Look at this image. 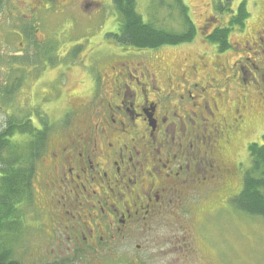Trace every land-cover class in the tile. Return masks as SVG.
Instances as JSON below:
<instances>
[{"label": "flooded vegetation", "instance_id": "obj_1", "mask_svg": "<svg viewBox=\"0 0 264 264\" xmlns=\"http://www.w3.org/2000/svg\"><path fill=\"white\" fill-rule=\"evenodd\" d=\"M103 2L109 10L110 0H3L0 16L20 36L10 55H23L31 27L49 45L38 14L50 13L74 58L76 43L58 36ZM238 3L222 17L210 1L197 39L164 45L180 54L107 39L102 61L87 68L78 57L84 77L38 156L43 215L31 264H253L235 238L243 216L248 230L254 221L236 205L247 165L237 145L264 119V0L246 1L242 26L231 23ZM222 28L226 46L211 39Z\"/></svg>", "mask_w": 264, "mask_h": 264}, {"label": "trees", "instance_id": "obj_2", "mask_svg": "<svg viewBox=\"0 0 264 264\" xmlns=\"http://www.w3.org/2000/svg\"><path fill=\"white\" fill-rule=\"evenodd\" d=\"M226 1L231 5L230 0ZM150 3L151 6L164 5L174 11L180 27H166L152 18L144 17L136 9L137 0H110L115 22L106 28L107 39L118 46L152 50L162 45L164 47L190 41L195 37L196 25L183 0H151ZM2 7L3 0H0V10ZM213 8L219 13L223 11L222 5L219 8L213 5ZM106 12L108 9L97 14L104 18ZM248 16L246 0H241L235 15H232L231 23L242 26ZM31 28L25 32L27 43L22 56H12L7 49L0 46V264H26L15 257L11 250L20 241V233L23 235L31 227L34 228L25 223V214L29 212L42 222L40 214L43 215V211L39 205L41 199L36 179L37 161L38 156L45 150L50 135L55 134L58 123L56 116L44 112L36 103L30 106L24 102L18 104L15 99V94L29 70L41 64L44 67V55H47L46 66L55 62L50 39L47 42L49 45L40 46L32 37ZM226 30L227 28L216 29L211 39L226 46ZM8 31L18 35L17 31H12L7 26L5 16L3 22L0 20V42L4 41L3 34ZM80 48L81 44H78L75 49L78 51ZM73 53L76 56V52ZM34 117L41 126L34 123ZM247 150L249 162L242 173L236 205L241 211L264 219V143L251 141L247 144ZM40 240L41 238L35 242Z\"/></svg>", "mask_w": 264, "mask_h": 264}, {"label": "rangeland", "instance_id": "obj_3", "mask_svg": "<svg viewBox=\"0 0 264 264\" xmlns=\"http://www.w3.org/2000/svg\"><path fill=\"white\" fill-rule=\"evenodd\" d=\"M183 1L188 6L189 15L193 20L194 24L196 25V33L198 32L197 25L201 23L204 16L210 13L211 5H215V7L218 8L219 5H222L223 13H221V16L226 17V15H229L231 11L235 8L236 4L239 2V0H230V5V3L228 4L226 0ZM150 2L151 0H137L136 9L141 12L144 17L152 18V20L156 23H160L166 27L171 25H174V27H180V21L179 19H177V17H175L176 15L174 11L169 10L164 5L157 6L156 4H154L153 6H151ZM106 4L107 2H103V6L101 7L100 11ZM225 10L227 11L224 12ZM111 14L112 13L110 8V11L108 10V12L105 13L104 18L100 14H97L94 18H87L86 16H83L81 14H78L76 16V28L72 27L73 30L69 31L67 35L58 36L60 38L69 37L68 41L70 43H76L75 45H73L74 47H72L73 52H76V56L74 58H69L67 57L68 52H66L67 42L65 41L63 45H61L62 43H59V41L57 40V36H55L57 23L56 21H54L53 15H50V13H39L38 15L41 18L47 19L41 27V32L44 31L47 34L48 39H50L51 41L50 47L51 51L54 52L53 59L55 60L56 65L53 63L50 66H46L47 61L44 60V62L42 61L44 67L41 64L40 66H36V69L32 67L29 70V74L26 76L24 82H22V85H20L15 94V99H17L19 102L18 104L24 102L30 106L36 103L42 110H44V112H47L49 114L51 113L53 117L58 116L62 109L66 106L67 99L65 98V95L67 91L70 92L73 87H77L80 83L77 84L76 80H79L80 78L84 77V66L81 63L88 62V64L85 65L88 68V66L93 64L92 62H100L108 55V48L110 47V45L107 41L105 32L107 30L106 28L112 26L115 22L114 15ZM4 17L5 16H0V20L2 22L4 21ZM252 22L253 18L250 19V21H247V26H250ZM113 28L114 27H112V29ZM80 37H83V40H79ZM16 38L17 36L15 34L9 31L5 32L3 34L4 41L0 42V46L2 45L1 48H3L4 50H8V48H13ZM197 38L198 34L195 35V39ZM78 44H81V48L80 50L76 51L75 48ZM182 44L183 43L181 42L168 46H179ZM100 45L102 46L99 47ZM168 46L162 47L160 50L163 53H169V51L166 50L168 48L172 50V48ZM86 47H88V50L92 49L91 58L86 57L87 52L86 54H83L84 52L80 53L82 50L85 51ZM179 48H183V46L178 47V49ZM172 51H175L180 54L182 49ZM70 55L73 56L74 53H70ZM78 57L81 63L78 62ZM74 60L75 63H72V61ZM50 78L53 79L51 80ZM79 89H82V87H79ZM82 95L75 97V102H81ZM248 127L249 128L246 134L242 138H240L239 143L237 145V148L241 152V157L247 156V164L249 162L247 144L251 141L264 143V119L249 123ZM246 141L247 143L245 149L243 150ZM40 216H42V214H40ZM243 217L244 220L241 222V228L239 232L235 235L238 244L237 247L239 255L243 254V256L246 257L248 255L247 251H251V255L253 257V264H263L264 219H262L260 216H255L253 218L254 221L252 222V229L248 230L249 226L247 224V219L245 216ZM25 223L27 225L33 226L34 228L31 227L29 229V232H25L23 235L20 233V241L18 242V244L15 245L14 250H18L16 257L20 259L22 258L28 264H31L34 262L36 255L33 254L31 251L35 249L36 244L38 243L35 241H38L41 238V223L38 217L32 216V214H30L29 212L28 214H25ZM28 250H31L30 253H28Z\"/></svg>", "mask_w": 264, "mask_h": 264}]
</instances>
